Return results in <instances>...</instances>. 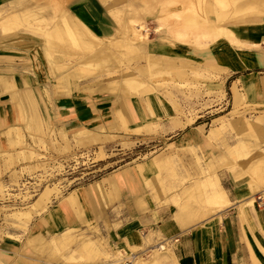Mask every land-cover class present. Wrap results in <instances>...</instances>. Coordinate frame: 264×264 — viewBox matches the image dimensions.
Segmentation results:
<instances>
[{
  "label": "bare ground",
  "instance_id": "bare-ground-1",
  "mask_svg": "<svg viewBox=\"0 0 264 264\" xmlns=\"http://www.w3.org/2000/svg\"><path fill=\"white\" fill-rule=\"evenodd\" d=\"M100 1L104 2L105 0H75L68 10H64L58 16L52 13V9L46 14L36 10L37 8L29 0L11 1L8 5L14 7L7 8L8 5H4L2 7L4 10L0 11V35L3 37L2 42H9L7 47H11L10 42L14 36L12 34L20 30L42 40L45 52L43 55L47 60L50 72L47 88H45L44 77L38 73L39 84L43 89L45 88V92L53 93L54 98L62 100V102L67 100V97L74 96L82 101V104H84L85 99L81 98L84 96L97 99L96 105L102 111V118L108 129L102 122L96 126V123L99 124L97 122L98 115L92 116L91 112L82 110L79 114L80 118L86 119V122H92L91 124H95V126L94 129L83 126L74 131L73 139L77 145L76 148L87 149L96 147L100 143L117 141L118 135L109 134L105 131H120V124L122 123L130 134L136 136L145 131H152L156 124L163 120L154 110L152 100L148 98L147 102L148 104L151 103L149 112L152 115L151 119H154L153 121L146 119L143 124L141 121L144 120V116L137 106L138 101L133 100L139 91L142 92L147 87H153L165 94V96H159L157 99H159L160 106L168 121V125H162V128H167V131L185 129L188 125L196 122V117L193 114L190 115L191 118L186 116V121L180 117L182 114L180 113L181 106L177 102L175 93L184 94L185 90H188L187 88L194 87L197 89V93H201V89L204 88L207 94H217L223 97L225 90L223 88L224 82L221 81L222 77L239 74L231 87L235 106L241 105L246 100L252 101L255 97L264 94V75H261L257 70L264 63V0H234V7L231 12L226 11L225 2L216 0L215 7L217 9L214 12L216 20L213 21L205 15L204 11L201 14H197L195 11L191 14L185 12L184 14H177L175 24L168 26L166 22L168 19L174 18V14L167 12V15L158 17L157 27L153 32L146 21L140 18L127 17V12H124V9L106 8L108 11L105 15L100 7L95 6ZM41 22L46 23L47 29L39 27ZM228 25L236 26L230 28ZM152 33L156 35V39L151 40ZM219 38H225V40L215 43ZM62 43L67 46L65 44L62 46ZM185 43L195 47V50L190 53L186 52L182 46ZM169 47L173 49H169ZM76 50L80 52V61L67 64V60L74 58ZM206 65H210V67L206 68ZM110 66L113 69H110ZM116 73L122 74L118 75L113 83L108 84L105 82L106 80L99 82V79ZM84 78L97 81L85 80ZM206 79H212L211 83L207 84L208 87L203 84L204 81H207ZM201 80L203 81L201 82ZM18 83L24 90L22 95H27L35 104L38 98L29 76L25 75L24 78L19 76ZM13 97L15 101L18 100L16 95ZM100 97H104L105 100ZM124 99H127L125 104L123 103L125 114L132 118L135 126H130L126 115L121 113L120 104ZM260 104L264 105L263 103ZM14 107L15 115L21 118V107L17 104ZM228 115H233V113ZM238 117L244 118L243 115ZM252 121L255 124L264 122V115L254 117ZM196 129L204 132V125L186 132V138H190L192 141L184 139L173 142L169 145V149L173 152L192 149L195 137L200 140V135ZM14 132L15 134H13ZM63 132L64 130H61L62 134ZM8 135L11 146L22 142L20 130H12ZM62 138L66 146H69L70 143L65 139V135H62ZM238 145L242 146L243 144L239 142ZM179 147L186 148L179 150ZM96 153L100 155L101 160L113 157L107 156L102 148ZM161 159L167 164L172 162L171 158L165 154H160L152 162L125 167L122 171L121 180L131 182L134 187L138 183L143 184L146 190L156 186L157 178L156 180L152 178L153 168L160 169L162 167L161 164H158ZM48 166L49 164H44L45 173L48 172ZM33 168L38 170L41 165L37 163ZM59 169H61L59 173H62L65 165L60 164ZM54 173L51 171L48 176L53 177ZM258 173L259 171L255 174L258 175V179H261V172ZM200 174L201 176L195 181V184L206 188L204 185L209 183L211 187L210 190L208 189L210 198L222 205L209 216L208 220L221 215L225 208L237 206L239 220L251 230L253 240L264 255V230L260 226L259 215L255 209V202L260 201L261 204H264V184H259L263 187L259 188L258 191H256L258 188H253V192L247 198L235 203L229 199L228 194L220 186L214 175L209 177L210 173L205 168L201 169ZM13 176L16 177L17 173L13 172ZM48 176L43 177L48 178ZM160 181L162 182V179ZM0 185L1 193L6 196H16L12 195L8 187L4 188L3 184ZM117 185V177L111 173L94 183L72 190L55 205H53L52 196H59L62 190L57 187H46L38 194L37 199L29 209L14 212L12 214L13 219L18 225L25 227L35 214H40L47 209L50 210L49 216L56 221L59 219L63 221L65 214H68L69 217V219L67 218L69 225L65 226L66 229L54 233L50 239L33 235L24 248V259L20 262L23 264H43L41 259L45 256L43 254L44 247L50 244L63 247L67 244L66 240L73 241V238L77 236L76 232L79 231L76 226L74 227V207L92 204L97 199L101 202L108 201L109 195L119 200L120 193ZM30 197L32 196L29 195L28 199ZM152 199L149 193H146V196L142 198L135 197L131 203L134 204L131 212L135 213L151 205ZM177 203L179 210L174 212V219H178L181 223L182 230L178 233L181 235L193 229L187 221L193 214H189L188 206L184 205V202L178 201ZM97 220L94 217L92 224L96 223ZM58 228L60 229L61 226ZM150 236L149 234L142 237L141 241L138 239L139 243H150ZM248 241L247 239L249 257L244 259L245 263L238 264H261ZM82 245L89 247L94 243L88 240ZM170 254H173L171 249L161 245L154 248L153 254L148 255L147 258L143 256L146 254L138 251L132 253L130 257L132 264H178L175 259L168 260L166 256ZM119 261L116 260L115 262L121 264L118 263Z\"/></svg>",
  "mask_w": 264,
  "mask_h": 264
},
{
  "label": "rangeland",
  "instance_id": "rangeland-1",
  "mask_svg": "<svg viewBox=\"0 0 264 264\" xmlns=\"http://www.w3.org/2000/svg\"><path fill=\"white\" fill-rule=\"evenodd\" d=\"M74 1L29 0L37 8L36 10L46 14L52 9V13L56 16L64 10H68ZM222 1L227 5L226 11L231 12L235 1ZM215 4L216 0H105L104 2L100 1L95 6L100 7L105 15L108 11L106 8L124 9V12H127V17L140 18L146 21L153 32L157 27L158 17L167 15V12L174 14V18L168 19L166 22L168 26L175 24L177 14H184L185 12L191 14L195 11L197 14H201L204 11L205 15L212 21L216 20L214 12L217 7H215ZM10 7L14 6L10 5ZM10 7L8 5L7 8ZM2 9L0 8V11ZM110 19L114 21L112 18ZM40 24L41 29H47L46 23L41 22ZM228 26L233 28L236 25ZM12 35L14 36L11 43L18 45L19 48L17 53L23 54L22 48L28 49V51L32 48V53L36 56L37 53L40 54L39 60L44 61L43 64L47 67L46 73L49 77L50 72L47 60L44 58L45 52L42 40L21 32V30L14 32ZM2 38L0 35V46L6 43L2 42ZM150 38L151 40L156 39V35L152 33ZM224 40L225 38H219L215 43ZM64 44L62 43V46ZM182 46L189 53L195 50V47L186 43ZM169 49L173 48L169 47ZM74 53V58L67 60V64L80 61V52L76 50ZM38 64L40 66L41 62L39 61ZM209 67L210 65H206V68ZM109 68L113 69L112 66ZM71 70L73 71V69ZM259 72L264 75V68ZM121 74L116 73L107 76L99 79V82L106 80L105 82L108 84L113 83ZM238 76L239 74H233V76L222 77L221 81L224 82L223 88L225 90L223 97L217 94H207L204 88L201 89V93H197V89L194 87L187 88L188 90H185L184 94L175 93L177 102L181 106L180 113L182 114L180 117L184 121L187 120L186 116L193 114L196 117V122L188 125L187 128L192 129L204 125V132L196 129L200 135V140L195 137L193 148L180 150L186 147H179V152H173L169 149L170 142H172L170 136L173 131L174 135L176 132L180 135L186 129L167 131V128H162V125H168V121L161 113L159 99L157 98L165 96V94L153 87H147L142 92L139 91V94L133 98V100L138 101L137 106L144 116V120L141 121L142 124L146 119L152 121L154 119H151L152 115L149 112L151 103L148 104V98L152 100L157 115L163 119L156 124L152 131H145L136 136L130 134L122 123L120 124V131H105L109 134L118 135L117 141L100 143L97 146L95 145L96 147L87 149L76 148L77 145L73 139L74 131L63 132L62 134L57 126L48 121L43 108V99L44 95L49 96V93L44 94L42 89H37L35 95L38 102L36 101L35 104L27 95L19 93L17 102L22 110L21 118L15 126L16 130H20L22 142L20 141L3 151L6 155H4L5 165L0 184H3L4 188L8 187L12 195L16 196H6L0 191V250L8 252L0 255V264H17L18 261L23 260L24 248L33 235H40L45 239L54 236V234L40 231L36 227L37 224L40 225L39 223L44 219V215L49 211L48 209L40 214H35L26 227L18 225L12 217V214L17 210L29 209L37 199L38 194L46 187H57L62 190L59 196H52V202L55 205L63 196L68 195L76 188L87 186L107 177L117 169L143 162H152L160 154H165L172 159V162L167 164L161 159L158 164H161L162 167L160 169L153 168L152 178L154 180L157 178V183L156 186L147 189L151 199L153 197L152 204L172 207L175 212L179 210L177 202H184V205L188 206L189 214H193L187 220L189 226L193 227L191 231L204 229L209 233L211 230L220 229L222 232L224 227L226 228L228 217L231 216L233 220L237 219L245 243L247 244L248 239L254 254L261 264H264V255L250 237L251 233L248 232L249 229L246 228V224L239 220L238 207L225 208L221 215L208 220L209 216L222 205L210 198L208 189L210 190L211 187L209 183L204 185L206 188L195 184V181L201 176V169L205 168L210 173L209 177L214 175L220 186L228 194L229 199L235 203L247 198L253 192V188H258L256 190L258 191L259 188L263 187L259 184H264V122L255 124L252 120L254 117L264 115V105L260 104H264V94L255 97L252 101L246 100L241 105L235 106L231 87ZM206 80L203 84L208 87L207 84L211 83L212 79ZM47 86L45 87L47 88ZM133 105L135 104L133 103ZM229 113H233V115H228ZM239 115H243L244 118H239ZM62 135H65V139L70 143L69 146H66ZM179 135L175 136L174 140ZM239 142L243 145H238ZM101 148L107 156L113 157L101 160L100 155L96 153ZM37 163L41 165L38 170L33 168ZM44 164H49L47 173L43 169ZM60 164L65 165L62 173H59V170H61L59 169ZM51 171L55 172L53 177L48 176ZM258 171L261 172V179H258V175L255 174ZM13 172L17 173L16 177L13 176ZM43 176H48V178ZM160 179H162V182ZM29 195L32 197L28 199ZM116 201V198L109 195L108 201L101 202L102 207L105 208V213H100L98 220L93 224V219L89 218L92 210L90 203L87 204V207H78L73 216V221L75 223L76 220L79 222L77 224L79 229L76 232L77 236L71 242L66 240L67 244L63 247L52 244L44 247L43 254L45 256L42 257L41 263L117 264L115 261L120 260L118 263L132 264L130 255L134 252H143L146 254L143 256L147 258L148 255L153 254L154 248L161 245H165L171 251L173 250V242L175 245L178 239H164L156 231L133 235L124 230L120 231L118 236L110 235V221H108L110 215L108 211L118 212L122 209L119 206L112 209ZM255 209L258 215L264 213V204H261L260 201L255 202ZM67 218L69 219L68 214H65L63 220L65 225H69ZM174 225L179 228V232L182 230L178 219H174ZM149 234L151 235L150 243H139L142 237ZM88 240L92 241L94 245L84 247L82 244ZM10 241L15 243V250L8 251V249L3 248L4 243ZM28 260L30 261V259ZM19 264L23 263L19 262Z\"/></svg>",
  "mask_w": 264,
  "mask_h": 264
},
{
  "label": "crops",
  "instance_id": "crops-1",
  "mask_svg": "<svg viewBox=\"0 0 264 264\" xmlns=\"http://www.w3.org/2000/svg\"><path fill=\"white\" fill-rule=\"evenodd\" d=\"M11 1L17 0H0V8L4 5H8ZM7 43L9 44V42H6L0 46V179L4 172V155H6L3 151L12 147L8 138V133L12 130H16L15 124L20 119L15 115L14 106L15 104L18 106V102L15 101L13 97V95H16L19 98L18 94L24 92L18 83L19 76L20 78H24L25 75L29 76L33 87H35V93L37 92V89H42L44 91L43 93L46 94V87L43 89L39 84L38 73L44 77L46 85L50 81L46 73L47 67L43 64L44 61L42 59L39 60L41 57L39 53H37L36 56V54L32 53V48L30 51L22 48L23 54H19L17 53L19 51V48L17 47L18 45L10 42L11 47H7ZM39 61L41 62L40 66L38 64ZM262 68H264V63L257 70L260 71ZM75 98V96L67 97V100L62 102V100L54 98L53 93H49V96L44 95L43 108L46 112L45 114L48 121L52 125L57 126L60 130H64V133L75 131L83 126L94 129L95 124H91L92 122L89 123L90 121L86 122V119L80 118L79 114L84 110L85 112H91L92 116H99L97 121L99 124L96 123V126L100 125L102 122L106 129H108L107 124L103 121L102 111L99 109L98 105H96L97 99L84 96V98H81L85 99L84 104H82V101ZM102 100H105V98ZM124 102L125 101L122 100V103L120 104L122 115H126L123 107ZM160 109L163 117L166 118L161 106ZM127 121L130 126H135L131 117H127ZM185 129L186 130L180 135L177 132L174 135L173 131L170 136V139H172L170 144L179 140L188 139L185 135L186 132L191 129ZM13 134H15V132ZM177 135L179 136L174 140V137ZM188 140L191 139L189 138ZM124 169L125 167L113 172L118 180L117 188L119 189L120 199L115 202L112 209L116 206H119L122 209L118 212L111 210L108 211L110 215L108 219V221H110V235L118 236L120 231L124 230H127L128 233L133 235L156 231V233H160L164 239H178L175 245L173 242V254L166 256L169 261L175 259L178 264L245 263L244 259H248L249 250L243 239V235L241 234V228L237 219L233 220L231 216L228 217L226 219V228L224 227V231L222 232L220 229H214L208 233V231L203 229L200 231L183 233L181 234L182 236H180L178 235V233H180L179 228L174 225V209L172 207L151 204L135 213L131 212L133 209L132 205H134L131 203L134 201V198L145 197L147 190L143 184L138 183L136 184L137 186L134 187L131 182L129 183L121 180L122 171ZM90 205L92 208L91 214H89L90 219H93L94 217L98 219L100 213H105V208L102 207V203L99 199L92 204L90 203ZM78 207H87V204L75 206L73 215H75V211ZM49 213L50 210L44 215V219L39 223L40 225H36L40 231L54 234L66 229L65 226L67 225L64 224V221L61 219L56 221L49 216ZM258 218L260 226L264 230V213L259 214ZM77 224H79V222L76 220V227L78 226ZM58 226H61V228L59 229ZM247 227L248 226L246 225V228ZM248 232L251 233V230ZM250 237L253 240L252 235H250ZM10 242L4 243L3 248L8 249V251L15 250V243L12 241ZM7 253L8 252L0 250V255Z\"/></svg>",
  "mask_w": 264,
  "mask_h": 264
}]
</instances>
